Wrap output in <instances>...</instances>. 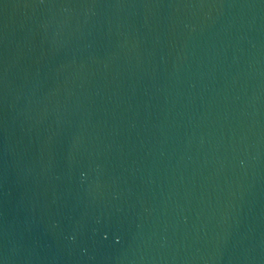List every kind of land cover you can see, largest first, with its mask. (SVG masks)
<instances>
[{
    "label": "water",
    "instance_id": "1",
    "mask_svg": "<svg viewBox=\"0 0 264 264\" xmlns=\"http://www.w3.org/2000/svg\"><path fill=\"white\" fill-rule=\"evenodd\" d=\"M0 264H264V0H0Z\"/></svg>",
    "mask_w": 264,
    "mask_h": 264
}]
</instances>
